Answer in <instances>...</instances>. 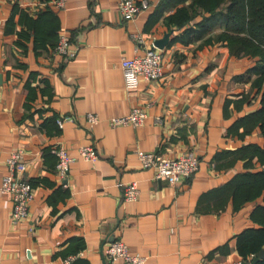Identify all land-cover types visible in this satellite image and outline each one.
<instances>
[{
    "label": "crops",
    "instance_id": "obj_1",
    "mask_svg": "<svg viewBox=\"0 0 264 264\" xmlns=\"http://www.w3.org/2000/svg\"><path fill=\"white\" fill-rule=\"evenodd\" d=\"M148 2L124 20L119 0H68L61 10L54 0H0V185L7 158L21 150L36 188L28 218L15 224L11 195L0 189V264H62L78 249L75 264H105L114 238L148 256L145 264L255 258L239 253L237 234L256 226L250 215L263 196L236 208L227 190L235 175L263 167L258 156L247 163L234 154L264 144L259 126L239 123L260 107L254 78L241 77L255 59L231 55L218 39L217 16L201 36L187 30H200L205 14L183 28L170 23L191 0ZM63 32L80 46L70 60L54 52ZM155 41L165 44L163 76L129 84L122 61ZM134 108L146 110L143 125H110ZM92 112L100 122L87 120ZM62 115L75 120L60 127ZM58 145L76 158L65 181L46 151ZM81 146H94L98 158L84 159ZM189 149L200 169L178 183L157 179L138 156L147 150L177 158ZM130 182L139 186L137 200L124 198Z\"/></svg>",
    "mask_w": 264,
    "mask_h": 264
},
{
    "label": "built area",
    "instance_id": "obj_2",
    "mask_svg": "<svg viewBox=\"0 0 264 264\" xmlns=\"http://www.w3.org/2000/svg\"><path fill=\"white\" fill-rule=\"evenodd\" d=\"M67 2L68 0H54V5L57 9L61 10ZM148 6V0H119L118 3L124 20L136 19ZM132 37L141 46L143 38L137 33L132 34ZM79 49L80 46L72 43L69 35L63 32L59 36L54 52L70 60L76 56ZM164 59V48H159L156 44L152 43L151 46L144 49L143 54L134 55L122 61V69L126 80L131 84V82H136L140 79H160L164 74ZM86 116L91 124L98 123L101 120L100 116L94 112L87 113ZM147 116L146 110L134 108L127 115L111 117L109 123L112 126H141L145 123ZM74 120L69 115H62L58 118V124L60 127H63L65 122ZM52 152L58 157L56 170L59 179L60 181H65L70 171V164L76 158L72 157L63 145L54 147ZM78 152H80V155L84 159L89 161L96 160L99 156L94 146H81L78 148ZM10 154L7 158L9 173L4 176L0 189L11 195L13 208L11 210L10 221L15 224L28 218L30 213L29 205L35 197L36 188L25 177L27 163L25 162L24 153L21 150H15ZM138 156L144 168H153L156 171L155 176L157 179L169 178L174 183L191 178L200 169L199 158L194 149L187 150L177 158L166 157L158 152L147 150H138ZM125 186V200H137L140 193L139 186L135 182H130ZM82 252L79 254L82 255ZM104 255L109 264H114L119 260H122L124 264H145L148 260V256L131 251L129 246L120 238H114L112 242L107 244ZM75 260L76 257L70 255L63 260L62 264H72Z\"/></svg>",
    "mask_w": 264,
    "mask_h": 264
},
{
    "label": "trees",
    "instance_id": "obj_3",
    "mask_svg": "<svg viewBox=\"0 0 264 264\" xmlns=\"http://www.w3.org/2000/svg\"><path fill=\"white\" fill-rule=\"evenodd\" d=\"M190 3L188 7H184L177 14L171 16L169 22L183 28L197 13L205 14L203 26H199L200 30L194 32L191 29L187 30V33H197L201 36L217 25L214 22L209 25V21L217 16L223 27L218 39L227 44L231 55L255 59V64L241 77L249 80L254 78L253 85L261 94L260 107L245 119L240 120L239 123L259 126L264 138V0H191ZM205 22L206 24H204ZM46 151L56 157L57 164L58 157L52 152V148H48ZM235 153L238 158L244 159L247 163L254 156H258L263 166L253 172L248 170L235 175L228 185L227 190L229 188L236 208L261 195L264 200V144L261 147L255 144L243 146ZM29 181L34 187L32 180L29 179ZM60 186L63 188L65 184L61 183ZM250 218L256 226L237 234L238 251L246 259L257 255L260 250L264 249V203L258 204L254 208ZM81 251L83 249H78L66 257L75 256L76 260L72 263L75 264L81 257L79 254ZM256 264H264V258L258 260Z\"/></svg>",
    "mask_w": 264,
    "mask_h": 264
},
{
    "label": "water",
    "instance_id": "obj_4",
    "mask_svg": "<svg viewBox=\"0 0 264 264\" xmlns=\"http://www.w3.org/2000/svg\"><path fill=\"white\" fill-rule=\"evenodd\" d=\"M154 44H156L159 48H164L165 44L159 43L158 41H155ZM261 258H264V249L260 250L257 255H255V258L250 262H246L245 264H256L258 260ZM105 264H108L107 261H105Z\"/></svg>",
    "mask_w": 264,
    "mask_h": 264
}]
</instances>
